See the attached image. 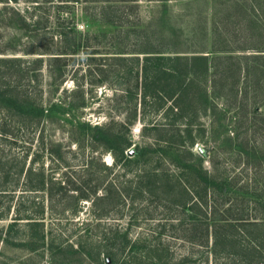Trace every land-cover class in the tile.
<instances>
[{"label": "rangeland", "instance_id": "rangeland-1", "mask_svg": "<svg viewBox=\"0 0 264 264\" xmlns=\"http://www.w3.org/2000/svg\"><path fill=\"white\" fill-rule=\"evenodd\" d=\"M224 1L137 0L136 6L82 0L41 3L35 14L48 17L42 40L51 43L53 20L65 35L55 33L52 42H58L59 49L69 41L78 46L75 53L60 55L70 60L61 62L66 64L58 77H48L42 68L36 87L19 88L39 100L40 119L0 108V123L6 129L0 138V158L7 161L5 175L0 171V264H264L238 255H214L210 235L203 244L205 228L210 233L216 222L234 224L229 218L237 214L249 220L264 215V126L258 129L260 119L247 116L253 106L250 89L238 84L236 93L227 86L220 89L223 96L211 92L210 75L216 69L211 57L222 53L210 51L238 45L243 48L231 56L249 53L245 32L244 37L234 34L245 22L232 26V6ZM8 4L24 14L35 3ZM239 4L245 15L248 0ZM4 13L0 11V19ZM43 29L35 30L34 39L28 38L31 30L24 33L0 24V57L39 56L24 55L20 49L26 41L41 40ZM153 48L206 55L205 113L174 119L165 108L152 111L149 98L140 102L136 74L141 58L150 54L143 51ZM226 63L220 61L217 69L238 71ZM262 99L257 98L256 106L264 116ZM245 100L247 106L238 109ZM169 105L168 101L164 107ZM95 125L129 141L122 161L114 164L111 152L90 137ZM177 134L180 148L190 153L182 152L178 162L189 167L172 162L171 141ZM128 150L138 154L129 155ZM28 166L41 169L45 179L54 182L51 200L45 192L26 189L28 180L18 170ZM203 175L214 182L204 200L202 190L196 189L202 186ZM150 180L156 186L153 190ZM57 183L68 196L60 198L63 188ZM94 187V195L75 199L78 191L90 193ZM106 187L118 196L95 201ZM225 207L230 209L223 211ZM41 232L45 241L59 243L57 248L30 251V234L36 237ZM239 233L235 237L244 243ZM71 249L79 250L77 257L71 256Z\"/></svg>", "mask_w": 264, "mask_h": 264}, {"label": "trees", "instance_id": "trees-1", "mask_svg": "<svg viewBox=\"0 0 264 264\" xmlns=\"http://www.w3.org/2000/svg\"><path fill=\"white\" fill-rule=\"evenodd\" d=\"M17 0H0L1 8L0 11H5L0 19V24L7 27H12L16 30H31L32 35H28V38L33 37L36 39L37 28H44L42 33H39L41 40L39 41H26L24 43L25 48L22 47L20 51L24 55H39L33 57H25L22 59L20 57H0V108L6 112H16L28 119H40L43 114V109L39 104V100L30 95H26V91L20 92L19 88L28 87L32 89L40 83L38 76L40 75V70L43 68L50 78L58 77L62 71L63 66L66 63H61L62 61H69L70 59H64L65 57L60 56L61 54H73L77 50V43L66 42L62 49L57 46L58 42H52L53 35L63 36L65 33L61 32V25L56 23L57 21H50L49 24L53 22V30L49 32V39L51 43L47 44L42 40L44 33L47 32L45 29L48 17H42L43 15L35 14V11L40 10L41 3L51 2L52 0H25L26 2H34L31 11H25L24 14L18 13L9 6L8 3L16 2ZM84 2H112V3H124L128 6H136L137 0H82ZM246 1V0H240ZM248 12L243 14L240 10L241 6L239 0H225L224 3L228 6H232L231 13L233 15L232 21H230L232 26L237 25L240 22H245L242 29H238V33L244 36L246 49H248V54H241L236 56H231L230 53L238 51L240 47L235 45L231 48L220 47L213 48L210 52H217L222 54H217L215 57H211L213 60L214 71L211 72L212 78L210 79L211 87H214V95L223 96L224 91H220L224 86H227V90L230 92L239 91L238 84H243V86L249 87L251 92V103L252 107L247 116L249 119H260L259 128L264 126V116L259 114L257 111L256 101L257 98L262 96L264 101V0H248ZM105 6L101 5V8ZM26 14V15H25ZM227 16H229L227 14ZM57 20V18H56ZM40 25V27H37ZM30 28V29H29ZM69 30L73 31L74 27L71 25ZM235 31V30H234ZM231 34V31H230ZM233 34V33H232ZM235 36V35H234ZM243 36V37H244ZM233 40V39H232ZM237 40V38L235 39ZM145 53H150L141 58L138 66L137 76L139 77V95L140 102L142 104L145 102V98L152 100L150 103L154 104L152 111L158 112L159 110H169L173 114L174 119H184L186 116L195 117L196 114L202 110L203 113L208 109V99L205 91V83L207 77V64L206 55L191 54L185 55L180 54L181 51L153 48L150 51H143ZM70 58V57H68ZM227 60L225 66L233 67L238 71L233 69V74L225 73L223 70L217 69L220 65V61ZM232 61V62H231ZM225 61L223 62V64ZM221 66V65H220ZM239 71L243 72V75ZM243 76L241 82L239 79ZM4 80V81H3ZM229 80V81H228ZM232 93V94H233ZM170 102L171 105L164 107L166 102ZM246 100L240 102L237 105L238 109H241L242 105H246ZM231 107V101L228 102ZM247 106V105H246ZM165 108V110H164ZM134 107L131 118H134ZM245 113H243L244 115ZM244 118V117H243ZM246 119V118H245ZM30 123L28 122L27 125ZM24 125V123H23ZM26 125V126H27ZM25 126V125H24ZM6 129L5 125L0 123V138L5 135ZM90 137L97 142H100L101 147L108 149L114 159V164L122 161L124 158V150L129 147V141L124 139L122 135L118 133L108 132L101 129L99 126H94L92 128V133ZM171 146L174 148V158L173 161L175 165L182 167H189L188 164H181L178 161L182 159V152L190 154L188 151H183L179 135L177 134L172 139ZM246 144V143H245ZM133 154H138L135 150ZM36 157H33L30 162L33 163ZM7 161L0 158V171L5 175L6 169L3 165ZM3 166V167H2ZM23 172L24 176L28 180L26 186L27 190L45 192L48 199L51 200L53 193L50 188L54 184L53 181L45 179L41 169H33L28 166L25 170L22 167L18 172ZM191 179V175H190ZM188 178V180H190ZM203 184L198 188L203 192V200L205 194L214 182L203 175L201 177ZM181 180V179H180ZM187 180V179H185ZM64 183V181H61ZM149 183L152 185V189L156 188L153 181L150 180ZM58 184V188L62 189L63 192H59L60 198L68 196L64 187ZM197 184V183H196ZM190 185V184H189ZM108 186H111L108 183ZM164 186V184L162 185ZM192 187V186H191ZM195 189V190H196ZM76 192V187L74 188ZM96 192V187H94L90 193H84L78 191L75 195V199L83 198L87 199L90 195H94ZM198 191L194 194L198 196ZM57 194V193H56ZM118 196L115 190L105 189V193L101 196L95 197V201L110 200ZM204 203V201H201ZM194 204H197L195 202ZM200 205V203L198 202ZM201 206V205H200ZM230 208H224L226 211ZM74 211V208H72ZM25 218V217H24ZM23 219L21 217H15L14 220ZM234 224L231 222H216L211 225L210 233H208L207 227L205 228L204 241L203 244L207 245L208 236L211 238L212 253L214 255H225L232 256L238 255L242 256L248 262L256 263L264 260V215L260 217L259 220H249L248 218L242 217V215L237 214L230 217ZM31 226H36L34 222L29 223ZM11 224L7 225L10 228ZM226 228H233L236 233L227 234ZM241 234L245 241L244 243L239 242L236 239V235ZM57 244L53 243L52 240L45 241L44 235L41 232L39 235L34 237L30 234L27 246L30 251H34L37 248H47L55 247ZM71 247V245H67ZM72 248V247H71ZM79 250L71 249V256L73 258L77 257ZM58 252H62V249H58ZM70 252V253H71ZM66 258V257H65ZM111 260V256H109ZM72 260V258H68ZM95 260V257H92ZM67 260V258H66ZM105 261V260H104Z\"/></svg>", "mask_w": 264, "mask_h": 264}, {"label": "water", "instance_id": "water-1", "mask_svg": "<svg viewBox=\"0 0 264 264\" xmlns=\"http://www.w3.org/2000/svg\"><path fill=\"white\" fill-rule=\"evenodd\" d=\"M133 153L132 150H128V154L131 155ZM106 262H108V259L106 258Z\"/></svg>", "mask_w": 264, "mask_h": 264}]
</instances>
